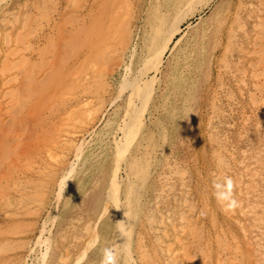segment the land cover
Listing matches in <instances>:
<instances>
[{
    "label": "rangeland",
    "instance_id": "rangeland-1",
    "mask_svg": "<svg viewBox=\"0 0 264 264\" xmlns=\"http://www.w3.org/2000/svg\"><path fill=\"white\" fill-rule=\"evenodd\" d=\"M4 1L0 0V63L4 62L0 68H6L7 61L17 56L16 49L24 46L26 55L21 58L19 73L11 75L9 66L5 74L0 71L4 76L0 77V114L8 104L3 95L9 90L16 98L14 104H8L14 110L10 109L8 116L0 115V161L4 162H0V175H6L4 181L9 180L3 186L8 195L0 198V264H75V258L79 264H201L202 260L206 264H264V0H198L201 3H196L197 12L181 24V30L162 55L159 50L164 37L153 30L149 15L156 0ZM167 1L166 9H160H169V18L176 8L183 9L187 4V0ZM259 65H263L261 70L257 69ZM7 77L13 82L8 83ZM125 127L133 128L129 136L134 139H127V150L120 154L117 147L122 146L120 152L126 149ZM112 156L116 157L115 162ZM24 160L30 164L22 171ZM252 161L257 166L256 173ZM129 163L132 171H145L143 176L148 175L142 179L145 184L141 181L134 191L125 174ZM112 171H117L119 178L121 196L117 200L121 205L129 193L136 200L132 206L135 217L130 223L133 251L129 256L124 253L126 242L117 226L120 205L116 206L115 197L109 195ZM66 179L69 186L61 188L60 183ZM16 181L24 192L12 185ZM235 182L239 189L233 195L226 187ZM138 189L141 194L132 193ZM247 192L248 197L244 198ZM219 194L225 195L223 204ZM18 196L23 198L21 203ZM238 197L244 198L239 208L235 205ZM234 206L237 208L231 211ZM103 210L105 216L99 218ZM6 211L11 212L1 214ZM178 214L188 221L184 234L181 231L183 237L180 236L188 251L174 240L179 228V221L175 220ZM104 217L106 220L102 221ZM105 222L116 227H105ZM159 223L161 227L155 230ZM162 231L168 236L163 234V240L174 241L172 248L168 244L162 249L157 243L162 240L157 236ZM174 249L185 257L170 256ZM141 251L150 257H146L147 262L141 260Z\"/></svg>",
    "mask_w": 264,
    "mask_h": 264
},
{
    "label": "bare ground",
    "instance_id": "bare-ground-1",
    "mask_svg": "<svg viewBox=\"0 0 264 264\" xmlns=\"http://www.w3.org/2000/svg\"><path fill=\"white\" fill-rule=\"evenodd\" d=\"M4 1V0H3ZM9 1V0H8ZM151 1V0H150ZM149 1V2H150ZM179 1V0H178ZM197 1L198 0H187V4H186V6L185 7H183V9L181 8V9H175V12H174V14L172 15V17L171 18H169V16H168V14L166 13V12H168L169 11V9H168V11H165V6L168 4V1L167 0H156V2H158V3H156V2H154V3H156V6L154 7V5H152L151 6V8H150V11H149V15H151L152 16V18H151V20H150V22H151V27L153 28V30H155V31H157V32H159L160 34H162L163 35V37H164V44L163 45H160V46H162V47H160V49L161 50H159L160 51V55H162V53L164 52V50L166 49V47H167V45H169L172 41H173V39L175 38V36L177 35V33L181 30V24L187 19V18H189V17H191L192 15H194L196 12H197V10H198V6H196V3H197ZM199 1H201V0H199ZM198 1V3L200 4L201 2H199ZM5 2V1H4ZM181 2V1H180ZM2 3V2H1ZM148 3V2H147ZM167 3V4H166ZM174 4L176 3V2H173ZM197 3V4H198ZM174 4H171L172 6L174 5ZM1 5V4H0ZM205 5V4H204ZM3 6V5H2ZM1 6V7H2ZM149 6H150V4H149ZM175 6V5H174ZM148 7V6H147ZM160 7H164L165 9H164V11L162 10V9H160ZM168 7V6H167ZM170 8V7H169ZM118 9V8H117ZM145 9L148 11V9L145 7ZM119 10V9H118ZM117 10V11H118ZM121 10V9H120ZM170 10H171V8H170ZM173 10V9H172ZM9 12V11H8ZM120 12V11H119ZM147 13V12H146ZM170 13H171V11H170ZM148 14V13H147ZM146 14V15H147ZM126 16V15H125ZM145 16V15H144ZM150 16V17H151ZM36 18H37V16H36ZM169 18V19H168ZM66 19V18H65ZM121 19H124L123 18V16H122V18ZM243 22V21H242ZM241 26V25H240ZM32 27V26H31ZM151 27H150V29H151ZM210 27V26H209ZM245 27V26H244ZM243 27V28H244ZM4 28V27H3ZM141 28V27H140ZM208 28V27H207ZM240 28V27H239ZM242 28V29H243ZM146 29H148L147 27H146ZM213 29H215V28H213ZM241 28H240V30H242ZM246 29V28H245ZM141 30V29H140ZM144 31V30H143ZM205 31V30H204ZM213 31V30H212ZM244 31V30H243ZM147 32V31H146ZM214 32V31H213ZM1 33V32H0ZM99 33V32H98ZM139 34V33H138ZM140 34H141V31H140ZM152 34V33H151ZM208 34V33H207ZM244 34V33H243ZM99 35V34H98ZM147 35V34H146ZM149 36V35H148ZM159 36V35H158ZM200 36V35H199ZM242 36H244V35H242ZM17 37V36H16ZM139 37V36H138ZM154 37H156L155 36V32H154ZM7 38V37H6ZM19 36H18V40H19ZM143 38V37H142ZM180 38H182V37H180ZM154 39V38H153ZM238 39V38H237ZM242 39H244V37L242 38ZM140 40V39H139ZM155 40V39H154ZM143 41V40H142ZM152 41V40H151ZM179 41V40H178ZM178 41H177V43H178ZM9 42V41H8ZM140 42V41H139ZM138 42V43H139ZM161 42V41H160ZM16 43V42H15ZM144 43V42H143ZM151 43V42H150ZM155 43V42H154ZM157 43H159V42H157ZM243 43V42H242ZM9 44V43H8ZM11 44V43H10ZM115 44V43H114ZM142 44V43H141ZM141 44H139L140 46H141ZM205 44V43H204ZM14 45V44H13ZM145 45V44H144ZM154 45V44H153ZM244 45V44H243ZM12 46V45H11ZM136 46V45H135ZM152 45H150V47H151ZM155 46V45H154ZM204 46V45H203ZM246 46V45H245ZM248 46H250V45H248ZM20 47V46H19ZM109 46H107L106 48H108ZM112 47H113V45H112ZM137 47V46H136ZM143 47V46H142ZM194 47H195V45H194ZM9 48H12V47H9ZM110 48V47H109ZM108 48V49H109ZM146 48V47H145ZM148 48V47H147ZM153 48V47H152ZM156 48V47H155ZM159 48V47H158ZM201 48V47H200ZM247 48V47H246ZM139 49V48H138ZM143 49V48H142ZM142 49H140L139 51H141ZM151 49V48H150ZM149 49V50H150ZM196 49V48H195ZM207 49H208V47H207ZM111 50H112V48H111ZM148 50V49H147ZM148 50V51H149ZM194 50V49H193ZM200 50V49H199ZM260 50V49H259ZM258 50V51H259ZM8 51V50H7ZM10 51H13V49L12 50H9V52ZM15 51H17V56H15V57H12L11 59H10V57H11V53H10V57L8 56V58L10 59V61H7V63L9 64L8 66H9V71H12L11 73V75H15L16 74V72H20L21 71V69H22V67H21V58H25V55H26V53H25V49H24V46H23V48L21 49V48H19V49H16ZM15 51H14V53H15ZM138 51V52H139ZM144 51V50H143ZM153 52H155V50H152ZM157 51V50H156ZM185 51H187V50H185ZM206 51V50H205ZM133 52V51H132ZM136 52V51H135ZM145 52V51H144ZM143 52V53H144ZM246 52V51H245ZM253 52V51H252ZM255 52V51H254ZM6 53V52H5ZM28 53V52H27ZM134 53V52H133ZM185 53V52H184ZM197 53V52H196ZM198 53H200V52H198ZM202 53V52H201ZM208 53V52H207ZM258 53V52H257ZM4 54V53H3ZM2 54V55H3ZM131 54V53H130ZM209 54V53H208ZM251 54H253V53H251ZM256 54V53H255ZM7 55H9L8 53H7ZM14 54L12 53V56H13ZM133 55V54H132ZM137 55V54H136ZM142 55V54H141ZM145 55V54H144ZM147 55V54H146ZM148 55H149V53H148ZM159 55V56H160ZM189 55V54H188ZM192 55H193V53H192ZM207 55V54H206ZM143 56V55H142ZM142 56H140V59H142L141 57ZM150 56V55H149ZM155 56V55H154ZM182 56V55H181ZM184 56V55H183ZM197 56H198V54H197ZM203 56H204V52H203ZM250 56V55H249ZM134 57H135V55H134ZM147 57V56H146ZM157 57V56H156ZM193 57V56H192ZM192 57H191V60H192ZM259 57V56H258ZM6 58H7V56H6ZM131 58V57H130ZM133 58V57H132ZM152 58H153V56H152ZM160 58V57H159ZM179 58V57H178ZM182 58V57H181ZM188 59L190 58V56L189 57H187ZM194 58H196V57H194ZM193 58V59H194ZM200 58V57H199ZM251 58V57H250ZM5 59V58H4ZM147 59V58H146ZM155 59V58H154ZM1 60V59H0ZM149 60H151V59H148V62H149ZM153 60V59H152ZM159 60V59H158ZM157 59H156V61L155 62H157L158 61ZM195 60V59H194ZM197 60V59H196ZM205 60V59H204ZM257 60H260V58H258ZM262 60V59H261ZM135 61V60H134ZM177 61H178V59H177ZM184 61V60H183ZM201 61V60H200ZM36 62V61H35ZM136 62V61H135ZM137 62H138V60H137ZM159 62V61H158ZM181 62H182V60H181ZM187 62H189L188 60H187ZM193 63L194 61H190V63ZM263 62V61H262ZM2 63V65L4 64V62H1ZM1 63H0V65H1ZM131 63V62H130ZM160 63H161V61H160ZM185 63V62H184ZM196 63V62H195ZM201 63H203V62H201ZM148 64V63H147ZM150 64H153V65H155L154 64V61H150ZM157 64V63H156ZM177 64V63H176ZM187 64V63H186ZM189 64V63H188ZM206 64V63H205ZM254 64V63H253ZM262 64V63H261ZM6 65V64H5ZM158 65H159V63H158ZM157 65V66H158ZM184 65V64H183ZM202 65H204V64H202ZM7 66V65H6ZM7 66V67H8ZM99 66H102V65H99ZM147 66H150V65H147ZM156 66V67H157ZM179 66V65H178ZM193 66H195V65H193ZM193 66H190V67H193ZM258 66V65H257ZM260 66V65H259ZM6 67V68H7ZM103 67V66H102ZM129 66H127V68H128ZM136 67V66H135ZM151 67V66H150ZM153 68H154V66H152ZM152 67H151V69H152ZM155 67V68H156ZM187 67V66H186ZM199 67H201V66H199ZM6 68H4V67H1L0 68V71L2 72V74H5V70H6ZM126 68V69H127ZM176 68V67H175ZM183 68V67H182ZM181 68V69H182ZM195 68H196V66H195ZM197 68H198V66H197ZM196 68V69H197ZM263 68V65L262 66H260V67H258L257 69H259V70H261ZM29 69V68H28ZM46 69V68H45ZM104 69V68H103ZM103 69H101V70H103ZM135 69V68H134ZM151 69H148V72L151 70ZM178 69V68H177ZM191 68H189V70H190ZM193 69V68H192ZM201 69H202V67H201ZM147 70V69H146ZM186 70V69H185ZM195 70V69H194ZM26 71V70H25ZM30 71V70H29ZM29 71H27V75L29 76L30 74H28V72ZM173 71V70H172ZM197 71V70H196ZM18 72V73H19ZM128 72H129V70H128ZM175 72V71H174ZM178 72H180V71H178ZM186 72V71H185ZM192 71H190V73H191ZM14 73V74H13ZM146 73V72H145ZM247 73V72H246ZM259 73V72H258ZM2 74L0 75V77L2 76ZM181 74V73H180ZM185 74V73H184ZM187 74V73H186ZM197 74V73H196ZM84 75H86V74H84ZM178 75V74H177ZM192 75V74H191ZM256 75V74H255ZM6 76V75H5ZM175 76V75H174ZM173 76V77H174ZM184 76V75H183ZM187 76V75H186ZM200 76V75H199ZM261 76V75H260ZM4 76H2V78H3ZM13 77H15V76H13ZM13 77H10V78H13ZM30 77V76H29ZM29 77H27V78H29ZM177 77V76H176ZM188 77V76H187ZM190 77V76H189ZM83 78H85V77H83ZM191 78V77H190ZM197 78V77H196ZM5 79V78H4ZM22 79H24V78H22ZM174 79V78H173ZM264 79V78H263ZM7 81H8V77H7V79H6ZM10 80V79H9ZM12 80V79H11ZM16 79H14V81H15ZM32 80H33V78H32ZM180 80H183V79H180ZM185 80V79H184ZM3 81V80H2ZM145 81V80H144ZM188 81V80H187ZM191 81V80H190ZM6 82V81H5ZM9 82H13V81H8V83ZM26 82V81H25ZM31 82V81H30ZM183 82V81H182ZM181 82V83H182ZM185 82V81H184ZM141 83H143V82H141ZM173 83V82H172ZM4 84V83H3ZM12 84V83H11ZM11 84H8V85H11ZM14 84V83H13ZM23 84V83H22ZM177 84H179V83H177ZM184 84V83H183ZM190 84V83H189ZM5 85V84H4ZM132 85V84H131ZM3 86V85H2ZM13 86V85H12ZM186 86V85H185ZM3 87H5V89L4 90H6L7 89V87L6 86H3ZM61 87V86H60ZM177 87V86H176ZM178 88H180V86L178 87ZM177 88V89H178ZM3 90V91H4ZM179 91H180V89H178ZM123 91V90H122ZM133 91H135V90H133ZM140 91V90H139ZM182 91V90H181ZM6 92V91H5ZM22 92V91H21ZM132 92V91H131ZM4 93V92H3ZM10 95H9V94ZM134 93H137V91L136 92H134ZM133 93V94H134ZM12 94V91H9L8 90V92L7 93H5V95H3V97L4 98H2L3 100H5V101H7L8 102V104L10 105L16 98H15V96H13V95H11ZM26 94V93H25ZM173 94H176V93H173ZM178 94H179V92H178ZM28 95V94H27ZM175 95H173V97H174ZM180 96H181V94H180ZM183 97H184V95H182ZM256 96V95H255ZM15 98V99H14ZM146 98V97H145ZM178 98H179V96H178ZM181 98V97H180ZM170 99H172L173 100V98H170ZM171 100V101H172ZM175 100H176V98H175ZM180 100V99H179ZM187 100V99H186ZM171 101H169V103L171 102ZM7 102H5V104H7ZM181 102V101H180ZM173 103H175V102H173ZM7 104V106H3V108H2V111H1V116L3 115V116H8L9 115V110L11 109H13L12 107H14V106H9ZM12 104H14V102L12 103ZM174 105V104H173ZM176 105V104H175ZM180 105V104H179ZM183 107V106H182ZM38 108V107H37ZM35 108L33 107V110H34ZM137 109V108H136ZM168 109V108H167ZM1 110V109H0ZM11 110H10V112H11ZM14 110V109H13ZM12 110V111H13ZM32 110V111H33ZM37 110V109H36ZM35 111V110H34ZM34 111H33V113H34ZM137 111V110H136ZM128 112V111H127ZM29 113V112H28ZM126 113V112H125ZM139 113V112H138ZM167 113V112H166ZM30 114V113H29ZM136 114V113H135ZM143 114V113H142ZM168 114V113H167ZM40 115V114H39ZM125 116H126V114H124ZM134 115V114H133ZM135 116V115H134ZM127 117H129V116H127ZM177 117V116H176ZM4 118H6V117H3V119ZM135 118V117H134ZM136 118H137V115H136ZM125 119V118H124ZM0 120H2V119H0ZM10 120V119H9ZM140 120V119H139ZM124 121V120H123ZM7 122V121H6ZM132 122V121H131ZM136 122V121H135ZM139 122V121H138ZM168 122V121H167ZM166 122V123H167ZM133 123V122H132ZM132 123H129V124H132ZM1 124V123H0ZM140 124V123H139ZM161 124V123H160ZM2 125V124H1ZM120 125V124H119ZM123 125V124H122ZM157 125V124H156ZM128 126V125H127ZM15 127V126H14ZM17 127V126H16ZM132 127H133V125H132ZM131 127V128H132ZM139 127H141V126H139ZM165 127V126H164ZM118 128H119V126H118ZM117 128V130H119ZM131 128H129V129H127V127H125V129H123V131H124V138L126 139V141H124L126 144H125V148L126 149H124V150H122L123 152H120L121 150L120 149H122V146L120 145L119 146V148L117 147V149L119 150V152L118 153H120V154H123L126 150H127V145H128V140H130V141H132L133 139H134V136H133V138H132V136H129V133L131 132H129V130L131 129ZM161 128V127H160ZM163 128V127H162ZM169 128V127H168ZM14 129V128H13ZM17 129H18V127H17ZM140 129V128H139ZM152 129V128H151ZM165 129V128H164ZM132 130H133V128H132ZM148 130H150V128L148 129ZM147 130V131H148ZM167 130V129H166ZM20 131H22V130H20ZM146 131V132H147ZM14 132V131H13ZM115 133H116V131H115ZM143 133V132H142ZM150 133V132H149ZM119 134V133H118ZM146 134V133H145ZM15 135V134H14ZM13 135V136H14ZM149 135V134H148ZM154 136V135H153ZM165 136V135H164ZM119 137V136H118ZM117 137V138H118ZM129 137H130V139H129ZM149 137V136H148ZM40 139V138H39ZM128 139V140H127ZM113 140V139H112ZM115 140V139H114ZM135 140H136V138H135ZM153 140V139H152ZM177 140H178V138H177ZM42 141V140H41ZM95 141V140H94ZM116 141H117V139H116ZM115 141V142H116ZM114 142V143H115ZM135 142V141H134ZM91 144H94V143H91ZM96 144H98V143H96ZM120 144V143H119ZM136 144V143H135ZM149 144V142L147 143V145ZM83 145V144H82ZM118 144H116V146H117ZM140 145V144H139ZM139 145H137V146H139ZM146 145V146H147ZM3 146V140H2V137L0 136V151H2V147ZM45 146V145H44ZM91 146V145H90ZM141 146V145H140ZM170 146V145H169ZM136 147V146H135ZM40 148H41V146H40ZM146 148V150L145 151H148V146L147 147H145ZM166 148V147H165ZM91 149V148H90ZM89 149V150H90ZM167 150V149H166ZM171 150H173V149H171ZM18 151V150H17ZM43 151V150H42ZM81 151H82V149H81ZM95 151V150H94ZM99 151V150H98ZM114 151V150H113ZM113 151H111V152H113ZM167 151H169V150H167ZM4 152H6V151H4ZM86 152V151H85ZM85 152H84V154H85ZM93 152V151H92ZM96 152V151H95ZM2 153V152H1ZM100 153L101 152H99V155H100ZM116 153V152H115ZM114 153V154H115ZM152 153V152H151ZM7 154V153H6ZM54 154V153H53ZM98 154V153H97ZM113 154V155H114ZM117 154V153H116ZM115 154V155H116ZM143 154H145L144 152H143ZM86 155V154H85ZM92 155V154H91ZM94 155V154H93ZM114 155V156H115ZM138 155V154H137ZM140 155V154H139ZM138 155V156H139ZM149 155V154H148ZM232 155V154H231ZM55 156V155H54ZM78 157H79V154L77 155ZM81 156H82V154H81ZM114 156H112L113 157V160L117 157H119V155L117 156L116 155V157L114 158ZM122 156V155H121ZM142 156V155H141ZM140 156V157H141ZM144 156V155H143ZM154 156V155H153ZM38 157V156H37ZM57 157V156H56ZM77 157V158H78ZM83 157V156H82ZM106 157V156H105ZM133 157H134V155H133ZM145 157H146V155H145ZM150 157V156H149ZM175 157V156H174ZM9 158V157H8ZM13 158H14V156H13ZM95 159H96V161H97V158H96V156L94 157ZM110 158H111V156H110ZM151 158V157H150ZM10 159V158H9ZM92 159V158H91ZM102 160H103V158H101ZM137 159V158H136ZM139 159V158H138ZM137 159V160H138ZM143 159H145V158H143ZM157 159V158H156ZM3 160H6V159H3ZM15 160V159H14ZM28 160V159H27ZM56 160V159H55ZM88 160V159H87ZM90 160V159H89ZM94 159H92V161H93ZM130 160V159H129ZM131 160H133V159H131ZM150 160V159H149ZM7 161V160H6ZM30 161V160H29ZM78 161V160H77ZM81 161H83V160H81ZM95 161V160H94ZM103 161H106V160H103ZM112 161V160H111ZM140 162L141 161H143V160H139ZM154 161H156V160H154ZM153 161V163H156V162H154ZM219 161V160H218ZM222 161H223V159H222ZM256 161V160H255ZM0 162H3V161H0ZM98 162V161H97ZM107 162H108V160H107ZM113 162H115V160L113 161ZM131 162V161H130ZM145 162V161H144ZM150 162V161H149ZM151 162H152V160H151ZM175 162V161H174ZM229 162V161H228ZM257 162V161H256ZM4 163V162H3ZM3 163H2V165H3ZM27 163H28V161H25L24 160V162L23 163H21V166H22V171L24 170V169H26L27 168ZM44 163V162H43ZM63 163V162H62ZM80 163H82V162H80ZM92 163V162H91ZM125 163H126V161H125ZM128 163V162H127ZM160 163V162H159ZM221 163V162H220ZM252 163H253V161H252ZM8 164V163H7ZM28 164H30V163H28ZM102 164H103V162H102ZM101 164V165H102ZM110 164H112V163H110ZM109 164V165H110ZM132 163H129V170H128V168L125 170L126 171V175H128V176H126L127 178H128V180L130 181V182H127V183H130V185L129 184H127V185H129L130 187H131V189L133 190H135V188H136V186H138L139 185V183L142 181V183H144L145 181H143L142 179H143V173L145 172H143V173H141L140 172V170H136V171H132V169L130 168ZM142 164V163H141ZM145 164H146V162H145ZM254 164H255V162L253 163V165H251V166H253L254 168H255V166H254ZM11 165V164H10ZM87 165V164H86ZM94 166H95V164H93ZM101 165H99V166H101ZM115 165V164H114ZM117 165V164H116ZM134 165V164H133ZM136 166H137V164H135ZM140 165V164H139ZM143 165H144V163H143ZM147 165H151L150 163L149 164H147ZM173 165H174V163H173ZM7 166V165H6ZM20 166V167H21ZM31 166V165H30ZM81 166V165H80ZM83 166V165H82ZM110 166H112V165H110ZM120 166V165H119ZM146 166V165H145ZM154 166V165H153ZM159 166V165H158ZM169 166H171V165H169ZM84 167H85V165H84ZM96 167V166H95ZM98 167V166H97ZM141 166H139V168H140ZM149 167V170H151L150 169V166H148ZM252 167V168H253ZM94 168V167H93ZM111 168V167H110ZM109 168V169H110ZM114 168V167H113ZM113 168L111 169V170H113ZM116 168V167H115ZM142 168H144V167H142ZM259 168V167H258ZM2 169V168H1ZM39 169H41V168H39ZM80 169V168H79ZM85 169H87V168H85ZM90 168H88V170H89ZM92 169V168H91ZM98 169H100V168H98ZM141 169V168H140ZM163 169H164V167H163ZM171 169V168H170ZM176 169V168H175ZM37 170V169H36ZM97 170V169H96ZM115 170V169H114ZM118 170V169H117ZM147 170V169H146ZM160 170V169H159ZM258 169H257V166H256V168H255V170H254V172L256 173V171H257ZM2 171H3V173H4V169H2ZM92 171H93V169H92ZM154 171H156V170H154ZM1 172V171H0ZM13 172V171H12ZM11 172V173H12ZM72 172V171H71ZM113 172V171H112ZM117 171H114L113 172V174H112V177H111V180H110V182H111V191H109L110 193H109V195L111 196V197H115V202H116V206H117V203H118V205H120L119 206V210H120V218H119V220H118V222H117V226H118V228H119V230H120V233H121V236H122V238H123V241H125L126 243H125V245H126V247H125V249L126 250H124V253H125V251H126V254L129 256V255H131L132 254V251L133 250H131V240L132 239H130L131 237V234H130V223L132 222V220L131 219H133L134 217L132 216L133 214H132V206H134L135 204L133 203V202H136V200L134 201V198H133V196L131 197V195H130V193H129V195H126V197L124 198L125 199V204H123V205H121L122 203H120L117 199L118 198H120V196H119V183L120 182H118V177H117V173H116ZM152 172V171H151ZM161 172H163V171H161ZM170 172V171H169ZM174 172V171H173ZM172 172V173H173ZM5 173H7V172H5ZM25 173V172H24ZM24 173H22V174H24ZM94 173V172H93ZM177 173H179V172H177ZM9 174V173H8ZM21 174V175H22ZM81 174V173H80ZM86 174H88L87 172H86ZM85 174V175H86ZM145 174H148V173H145ZM150 174V173H149ZM154 173H151V175H153ZM169 174V173H168ZM185 174V173H184ZM90 175H91V173H90ZM164 175V174H163ZM80 176V175H79ZM87 176V175H86ZM88 176H89V174H88ZM121 176V175H120ZM125 176V175H124ZM148 176V175H147ZM147 176H145L144 178H146ZM154 176V175H153ZM166 176V175H165ZM168 176V175H167ZM169 176H170V174H169ZM67 177V176H66ZM95 177V176H94ZM98 177V176H97ZM6 178V175H0V198L1 199H4L5 197H6V195L5 194H7V193H5L4 192V187H5V183L4 182H8V181H4V179ZM76 178H79L78 176L76 177ZM85 178H88V177H85ZM122 178V177H121ZM150 178V177H149ZM171 178V177H170ZM218 178V177H217ZM69 179V178H68ZM68 179H66V181L68 180ZM92 179V178H91ZM90 179V180H91ZM123 179V178H122ZM161 179H162V177H161ZM83 180V179H82ZM87 180V179H86ZM86 180H84L85 182H86ZM96 180V179H95ZM106 180H108V178L106 179ZM121 180V179H120ZM126 180V179H125ZM145 180H148V179H145ZM150 181H151V179H149ZM185 180V179H184ZM28 181V180H27ZM65 180L64 181H62L61 183H60V186H61V188H64L68 183H69V181H67L66 182ZM80 181V180H79ZM92 181V180H91ZM122 181H124V180H122ZM150 181H147V183L149 182L150 184H151V182ZM167 181V180H166ZM19 182V181H18ZM17 181L16 182H13L14 184H12V185H15V186H17L18 188H19V190H20V183H18ZM109 182V181H108ZM176 182V181H175ZM33 183V182H32ZM39 183V182H38ZM73 183V182H72ZM82 183H84V182H82ZM88 183V182H87ZM96 183H98L97 181H96ZM124 183H125V181H124ZM123 183V184H124ZM141 183V184H142ZM152 183H154V179H153V182ZM161 183V182H160ZM162 183H163V181H162ZM59 184V183H58ZM100 184H102V183H100ZM145 184V183H144ZM230 185H227V187H226V190H227V192L228 193H232L233 195L234 194H237L238 193V189H239V185H238V183L237 182H235V183H229ZM40 185H41V183H40ZM80 185V184H79ZM163 185V184H162ZM176 185H178V184H176ZM4 186V187H3ZM10 186V185H9ZM8 186V187H9ZM67 186H69V185H67ZM73 186V185H72ZM71 186V187H72ZM75 186V185H74ZM122 186V185H121ZM124 186H126V185H124ZM141 186V185H140ZM144 186V185H143ZM142 186V187H143ZM149 186V185H148ZM168 186V185H167ZM14 187V186H13ZM17 187H15V188H13L14 190H15V192H17L18 193V191H17ZM77 187V186H76ZM106 187V186H105ZM141 187V188H142ZM153 187V186H152ZM166 187V186H165ZM172 187V186H171ZM67 188V187H66ZM79 188V187H78ZM83 188V187H82ZM85 188V187H84ZM83 188V189H84ZM88 188V187H87ZM90 188V187H89ZM124 188V187H123ZM122 188V189H123ZM126 188H127V186H126ZM154 188V187H153ZM158 188H160V187H158ZM9 189V188H8ZM32 189V188H31ZM46 189V188H45ZM108 189V188H107ZM106 189V190H107ZM131 189H130V191H131ZM144 189L145 190H147L145 187H144ZM11 190H12V186H11ZM22 190V189H21ZM20 190V192H24L23 190L21 191ZM25 190V189H24ZM69 190V189H68ZM71 190V189H70ZM69 190V191H70ZM74 190V189H73ZM72 190V191H73ZM81 190V189H80ZM79 190V191H80ZM121 190V189H120ZM133 190V191H134ZM144 190V191H145ZM151 190H153V189H151ZM164 190V189H163ZM78 191V190H77ZM97 191H99V190H97ZM139 191V189L137 190V192H132V193H138V195H139V193L141 194V192H138ZM159 191H161V190H159ZM83 192H84V190H83ZM94 192V191H93ZM123 192V191H122ZM152 192V191H151ZM166 192V191H165ZM61 192L59 191V194H60ZM77 193V192H76ZM142 193H143V191H142ZM145 193V192H144ZM148 193V192H147ZM163 194H164V192H162ZM161 193V194H162ZM262 193V192H261ZM80 194V193H79ZM78 194V195H79ZM108 194V193H107ZM150 194V193H149ZM153 194V193H152ZM171 194V193H170ZM169 194V195H170ZM222 194V193H221ZM8 195V194H7ZM61 195V194H60ZM134 195V194H133ZM168 195V194H167ZM246 195H248V192H247V194H245V196H243L244 198L245 197H248V196H246ZM142 196V195H141ZM144 196V195H143ZM146 196V198H149L150 196H152V195H150V196H148L147 197V195H145ZM224 194L223 195H220L219 194V198H220V202H221V204H223L222 203V201H224L223 199H224ZM56 197V196H55ZM59 197V196H58ZM105 197V196H104ZM138 197H140V196H138ZM153 197V196H152ZM240 197V196H239ZM237 198L236 200H235V205L239 208V206L241 205V199H244L243 197H241V198ZM11 198V197H10ZM18 202L19 203H21L22 202V200H23V198L22 197H20V196H18ZM110 198V197H109ZM133 198V199H132ZM137 198V197H136ZM151 198V197H150ZM159 198V197H158ZM157 198V199H158ZM68 199V198H67ZM122 199V198H121ZM124 199H122V200H124ZM143 199H145V197L143 198ZM185 199V198H184ZM221 199H222V201H221ZM235 199V198H234ZM247 199V198H246ZM10 200V199H9ZM31 200V199H30ZM37 200V199H36ZM35 200V201H36ZM69 200H71V199H69ZM78 200V199H77ZM106 201V199H103V201ZM107 200H108V198H107ZM120 200V199H119ZM133 200V201H132ZM138 200V199H137ZM141 200V199H140ZM139 200V201H140ZM151 200V199H150ZM154 200V199H153ZM186 200V199H185ZM230 200V199H229ZM233 200V199H232ZM96 201V200H95ZM109 201V200H108ZM152 201V200H151ZM7 202V201H6ZM62 201H60V203H61ZM111 202V201H110ZM110 202H109V204H110ZM138 202V201H137ZM143 202V201H142ZM145 202H147V201H145ZM8 203V202H7ZM59 203V202H58ZM77 203V202H76ZM112 203H114V202H112ZM138 203H141V202H138ZM137 203V204H138ZM144 203V202H143ZM185 203V202H184ZM9 204V203H8ZM72 204V203H71ZM108 204V203H107ZM146 204V203H145ZM187 204V203H186ZM191 204V203H190ZM229 204H230V202H229ZM7 205V204H6ZM10 205V204H9ZM17 205V204H16ZM143 205V204H142ZM62 206V205H61ZM71 206V205H70ZM138 206H140V205H138ZM146 206H148V205H145V207ZM223 206V205H222ZM230 206V205H229ZM236 206H234V208L232 209L231 208V211H235V209L237 208ZM105 207H108L107 205L105 206ZM104 207V208H105ZM115 207V206H114ZM135 207H137V206H135ZM158 207H159V205H158ZM236 207V208H235ZM264 207V206H263ZM139 208H141V207H139ZM179 208V207H178ZM72 209V208H71ZM101 209V208H100ZM99 209V210H100ZM102 209H103V207H102ZM109 209V208H108ZM107 209V210H108ZM142 209V208H141ZM141 209H138L139 210V213H140V210ZM1 210H3V209H1ZM7 210V209H6ZM239 210V209H238ZM251 210V209H250ZM63 211V210H62ZM95 211V210H94ZM137 211V210H136ZM141 211H144L143 209L141 210ZM191 211V210H190ZM241 211V210H240ZM11 212V211H10ZM9 211L7 212H4V213H1V214H9L10 213ZM60 212H61V210H60ZM68 212V211H67ZM66 212V213H67ZM181 212V211H180ZM230 212V211H229ZM13 213V212H12ZM12 213H11V215H12ZM49 213H50V211H49ZM63 213L64 212H62V215H63ZM101 214L100 215H98L99 216V218L100 217H103L102 215H104L105 214V211L103 210V211H101L100 212ZM106 213H107V211H106ZM142 213V212H141ZM7 214V215H8ZM32 214V213H31ZM68 214V213H67ZM135 214H137V213H135ZM142 214H144V213H142ZM182 214L183 213H181V216H182ZM230 214V213H229ZM238 214V213H237ZM256 214V213H255ZM14 215V214H13ZM66 215V214H65ZM81 215H82V213H81ZM241 215V214H240ZM105 216V215H104ZM111 216V215H110ZM181 216H179V214L178 215H176L175 216V220L178 222V224H179V228L177 229V232L175 233V236H174V240H176L175 242L177 243V241L179 242V244L181 245V247H180V245L178 246V247H180V248H184L185 249V243L181 240V238L183 237L182 235H181V231H182V233L184 234V230H185V226H186V224L188 225V221H186L185 219H183ZM190 216V215H189ZM82 217V216H81ZM90 217V216H89ZM133 217V218H132ZM142 217V216H141ZM152 217V216H151ZM237 217V216H236ZM63 218H64V216H63ZM66 218V217H65ZM118 218V217H117ZM143 218V217H142ZM255 218H256V216H255ZM105 219V217L104 218H102L101 220L103 221ZM111 219H112V217H111ZM140 219V218H139ZM144 219V218H143ZM155 219V218H154ZM239 219V218H238ZM242 219V218H241ZM50 220V219H49ZM86 220V219H85ZM106 220V219H105ZM115 220V219H114ZM136 220V219H135ZM149 220H151L152 221V219H149ZM163 220V219H162ZM258 220V219H257ZM260 220V219H259ZM258 220V221H259ZM48 221V220H47ZM63 221V220H62ZM111 221H113V220H111ZM134 221V220H133ZM139 221V220H138ZM143 221V220H142ZM262 221V224H263V220H261ZM46 222V221H45ZM88 222V221H87ZM92 222V221H91ZM107 222V221H106ZM106 222H105V227H113L114 225H111V226H107L106 225ZM114 222V221H113ZM136 222H137V220H136ZM149 222V221H148ZM157 222H159V220L157 221ZM243 222V221H242ZM50 223V222H49ZM73 223V222H72ZM71 223V224H72ZM98 223V222H97ZM100 220H99V225H100ZM103 223V222H102ZM109 223V222H108ZM112 223V222H111ZM191 223V222H190ZM244 223V222H243ZM259 223H261V222H259ZM104 224V223H103ZM115 224V223H114ZM139 224V223H138ZM145 224V223H144ZM147 224V223H146ZM165 224H167V223H165ZM14 225H16V224H14ZM102 225V224H101ZM148 225V224H147ZM158 225V226H157ZM156 226V228H155V230L157 229V228H159V227H161V224L159 223V224H157ZM174 225H176L175 223H174ZM173 225V226H174ZM191 225V224H190ZM244 225V224H243ZM242 225V226H243ZM22 226V225H21ZM73 226H75V225H73ZM78 226V225H77ZM103 226V227H104ZM260 226V225H259ZM263 226V225H262ZM85 227V226H84ZM97 227H99V226H97ZM114 227H116V226H114ZM133 227V226H132ZM135 227H137V226H135ZM147 227V226H146ZM150 227V226H149ZM153 227H155V226H153ZM244 227V226H243ZM255 227V226H254ZM258 227V226H257ZM11 228V227H10ZM44 228L45 227H43V228H40V230L42 229V230H44ZM66 228H67V226H66ZM144 228V227H143ZM74 228H72V230H73ZM95 229V228H94ZM98 229H100V228H98ZM105 229H107V228H105ZM110 229V228H109ZM114 229H116V228H114ZM135 229V228H134ZM171 229V228H170ZM190 229V228H189ZM260 229V228H259ZM12 230V229H11ZM46 230V229H45ZM62 230V229H61ZM64 230V229H63ZM79 230V229H78ZM145 230V229H144ZM150 230V229H149ZM158 230V229H157ZM191 230V229H190ZM1 231H3V230H1ZM66 231V230H65ZM64 231V232H65ZM69 231H70V229H69ZM68 231V228H67V232H69ZM77 231V230H76ZM75 231V232H76ZM100 231V230H99ZM108 231V230H107ZM114 231V230H113ZM135 232L136 230H131V232ZM147 231V230H146ZM154 231V230H153ZM166 231V230H165ZM246 231V230H245ZM46 232V231H45ZM44 231H43V233H45ZM48 232V231H47ZM71 232V231H70ZM85 232V231H84ZM90 232V231H89ZM102 232V231H101ZM100 232V233H101ZM108 232H110V230L108 231ZM152 232V231H151ZM174 232V231H173ZM264 232V231H263ZM4 233V232H3ZM9 233V232H8ZM7 233V234H8ZM66 233V232H65ZM94 234L96 233V231H94L93 232ZM97 233H99V232H97ZM116 233V231L114 232V234ZM142 233V232H141ZM155 233H157V232H155ZM159 233V232H158ZM41 234V233H40ZM88 234V233H87ZM110 234V233H109ZM135 234V233H134ZM162 234V235H161ZM163 233V231H162V233H160V234H158L157 236L159 237L158 239L159 240H161L160 239V237H162V240L161 241H159V242H157V243H160L159 245L162 247V249H163V247L164 246H168L169 247V245H170V248H172L171 246H173L174 245V241H172L171 240V238L169 239H167V238H165L164 240H163V238H164V235H166V234H164ZM171 234V233H170ZM190 234V233H189ZM76 235V234H75ZM75 235L73 236V237H75ZM117 235H119V233L117 234ZM142 235V234H141ZM161 235V236H160ZM220 235V234H219ZM246 235V234H245ZM261 235V234H260ZM83 236V235H82ZM87 236V235H86ZM93 235H92V233H91V237H92ZM97 236V235H96ZM107 236H109V235H107ZM180 236H182V237H180ZM259 236V235H258ZM45 237V236H44ZM77 237V236H76ZM79 237V236H78ZM84 237V236H83ZM88 237H90V236H88ZM104 237V236H103ZM120 237V236H119ZM166 237H168L167 235H166ZM201 237V236H200ZM221 237V236H220ZM81 238V237H80ZM106 238V237H105ZM121 238V237H120ZM140 238V237H139ZM185 238V237H184ZM183 238V239H184ZM94 240H91L92 242H94L95 241V236H94V238H93ZM102 239V238H101ZM108 239V238H107ZM118 240H119V238H117ZM39 240H41V239H39ZM38 240V241H39ZM88 240V239H87ZM99 240V239H98ZM121 240V239H120ZM133 240H134V238H133ZM35 241V240H34ZM89 242V244H91L92 242ZM104 241H105V239H104ZM107 241H111L110 239L109 240H106V243H108ZM137 241H139V240H137ZM141 241V240H140ZM181 241H182V243H181ZM44 242V241H43ZM82 242V241H81ZM84 242V241H83ZM99 242V241H98ZM133 243L135 242V241H132ZM142 242H144V240L142 241ZM186 242V241H185ZM3 243V242H2ZM103 243V242H102ZM105 243V244H106ZM123 243V242H122ZM156 243V244H157ZM165 243V244H164ZM74 244V243H73ZM100 244V243H99ZM111 244V243H110ZM116 244H118V243H116ZM140 244V242H138V245ZM169 244V245H168ZM187 244V243H186ZM76 245V244H75ZM96 245V244H95ZM112 245V244H111ZM104 246V245H103ZM133 246V245H132ZM143 246H145V245H143ZM75 247V246H74ZM88 247H90V245L88 246ZM95 247V246H94ZM102 247V246H101ZM106 247V246H105ZM138 247V246H137ZM145 247H147V246H145ZM144 247V248H145ZM188 247V246H187ZM4 248V247H3ZM32 248V247H31ZM66 248V247H65ZM107 248H108V246H107ZM116 249H117V245H116V247H115ZM133 248V247H132ZM158 248V247H157ZM167 248V247H166ZM170 248L168 249H166L167 251L168 250H170ZM77 249V248H76ZM79 249V248H78ZM97 249V248H96ZM102 249V248H101ZM115 249V250H116ZM84 250V249H83ZM88 250H89V248H88ZM110 250V249H109ZM113 250V249H112ZM179 250V249H178ZM185 250H187V249H185ZM1 251V250H0ZM66 251V250H65ZM105 251V250H104ZM146 251V250H145ZM159 250H157V252H158ZM166 251V252H167ZM188 251V250H187ZM2 252V251H1ZM92 252V251H91ZM97 252H98V250H97ZM106 252V251H105ZM147 253H149L148 251H146ZM146 252H144V251H141V256H140V258H141V260L143 261V260H145V262H147L146 261V257H149L148 255H147V253ZM170 252V251H169ZM169 252H167V253H169ZM180 252H182V250L180 251ZM67 253V252H66ZM81 252H79V254H80ZM93 253V252H92ZM91 253V254H92ZM108 253H110V252H108ZM120 253H122V251L120 252ZM160 253V252H159ZM162 253V252H161ZM202 253V252H201ZM43 254V253H42ZM70 254H72V252L70 253ZM77 254H78V252H77ZM85 254V253H84ZM88 254H89V252H88ZM87 254V255H88ZM98 254V253H97ZM104 254V253H103ZM114 254H115V252L114 253H112V254H110V258L112 257V256H114ZM123 254V253H122ZM122 254H120V257H121V255ZM126 254H125V256H126ZM155 254V253H154ZM180 253L179 252H177V249H174L173 250V252H172V255H170V256H174V257H176V255H179ZM41 255V254H40ZM93 255V254H92ZM102 255V254H101ZM149 255H150V253H149ZM181 255V254H180ZM179 255V256H180ZM94 256H98V255H95L94 254ZM161 256V255H160ZM178 256V257H179ZM182 257L184 256L183 254L181 255ZM43 257V256H42ZM66 257V256H65ZM80 257H81V255H80ZM85 257H87L86 255H85ZM85 257H84V259H85ZM100 257V256H99ZM103 257V256H102ZM117 257V256H116ZM182 257H181V259H182ZM185 257V256H184ZM82 258V257H81ZM150 258V257H149ZM162 258V257H161ZM170 258V257H169ZM65 259V258H64ZM80 259V258H79ZM97 258H95L94 257V260H96ZM99 259V258H98ZM119 259H122V258H119ZM168 259V257H166V260ZM171 259V258H170ZM184 259V258H183ZM203 259V258H202ZM78 260V259H77ZM87 260L89 261V258L87 257ZM87 260H86V262H87ZM91 260V259H90ZM128 260H130V259H127V261ZM237 259L235 258V261H236ZM44 261H45V258H44ZM49 261V260H48ZM75 262H73V263H75V264H79V263H76V258H75V260H74ZM81 261H83V259L81 260ZM80 261V262H81ZM100 261V260H99ZM125 261V260H124ZM149 261V260H148ZM153 261V260H152ZM203 261H205V260H202V262H201V264H204L205 262H203ZM233 261H234V259H233ZM70 262V261H69ZM68 262V263H69ZM85 262V261H84ZM94 262V261H93ZM92 262V263H93ZM108 262V261H107ZM122 262V261H121ZM144 262V261H143ZM154 262V261H153ZM162 262V261H161ZM172 263L174 262V261H171ZM183 262H184V260H183ZM186 262V261H185ZM184 262V263H185ZM71 263V262H70ZM82 263V262H81ZM90 263H91V261H90ZM95 263H96V261H95ZM131 263V262H130ZM169 263H170V261H169ZM174 263H176V262H174ZM94 264V263H93ZM113 264V263H112ZM122 264V263H121ZM124 264V263H123ZM206 264V263H205Z\"/></svg>",
    "mask_w": 264,
    "mask_h": 264
}]
</instances>
